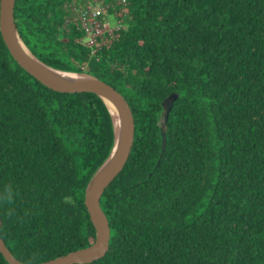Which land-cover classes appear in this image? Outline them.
I'll list each match as a JSON object with an SVG mask.
<instances>
[{
	"label": "trees",
	"instance_id": "16d2710c",
	"mask_svg": "<svg viewBox=\"0 0 264 264\" xmlns=\"http://www.w3.org/2000/svg\"><path fill=\"white\" fill-rule=\"evenodd\" d=\"M94 1L121 0H15L13 13L39 60L98 77L133 114L131 153L100 198L109 248L88 264H264V0H125L124 27L92 53L73 7ZM113 143L97 95L47 88L0 34V237L15 258L93 243L84 190Z\"/></svg>",
	"mask_w": 264,
	"mask_h": 264
},
{
	"label": "water",
	"instance_id": "95a60500",
	"mask_svg": "<svg viewBox=\"0 0 264 264\" xmlns=\"http://www.w3.org/2000/svg\"><path fill=\"white\" fill-rule=\"evenodd\" d=\"M14 3L15 0H0V34L12 58L22 69L49 89L63 93L90 92L97 95L110 112L114 143L109 155L93 173L84 190V205L95 228V239L92 244L40 263H25L13 256L0 237V253L8 264L92 263L102 258L109 248L110 227L101 209L100 198L122 170L131 153L134 139L133 114L125 97L98 77L85 72L58 70L39 60L19 36L14 21ZM177 97L178 93L172 92L161 102L162 110L158 125L162 152L166 144L168 114Z\"/></svg>",
	"mask_w": 264,
	"mask_h": 264
},
{
	"label": "built area",
	"instance_id": "2783aa9c",
	"mask_svg": "<svg viewBox=\"0 0 264 264\" xmlns=\"http://www.w3.org/2000/svg\"><path fill=\"white\" fill-rule=\"evenodd\" d=\"M124 3L125 0H121L103 5L100 1H94L85 6H74L76 25L84 31V37L78 41L94 53L101 45L108 43L110 38L116 37V32L124 27L119 20L121 10L118 12L116 7Z\"/></svg>",
	"mask_w": 264,
	"mask_h": 264
}]
</instances>
